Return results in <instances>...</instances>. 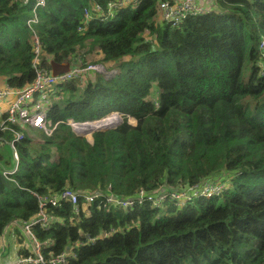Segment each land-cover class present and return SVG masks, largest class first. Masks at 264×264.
Masks as SVG:
<instances>
[{"label":"trees","instance_id":"trees-1","mask_svg":"<svg viewBox=\"0 0 264 264\" xmlns=\"http://www.w3.org/2000/svg\"><path fill=\"white\" fill-rule=\"evenodd\" d=\"M115 1L47 0L31 28L33 3L0 0V80L10 87L36 78L35 33L44 67L81 60L118 71L58 84L51 135L12 125L24 138L12 179L3 175L12 153L0 150V234L12 230L23 241V223L41 210L37 196L70 189L78 204L48 205L49 224L33 227L47 262L70 252L62 264H264V0H206V13L176 26L162 20V0H142L85 23L91 3L107 12ZM114 112L123 121L92 142L67 124ZM14 137L0 130V142ZM208 182L229 188L184 206L107 202ZM83 194L100 195L86 203Z\"/></svg>","mask_w":264,"mask_h":264},{"label":"built area","instance_id":"built-area-1","mask_svg":"<svg viewBox=\"0 0 264 264\" xmlns=\"http://www.w3.org/2000/svg\"><path fill=\"white\" fill-rule=\"evenodd\" d=\"M17 1L23 5L33 3L31 17L27 20V25L32 28L34 25L38 24L39 12L46 7L47 0ZM139 1L142 0H118L111 2L108 6L107 12L100 3H91V6L84 10L86 17L85 23L88 24L90 20L94 19V17L101 19L114 17L115 10L126 7L127 3L134 2L137 5ZM205 1L206 0H162L160 3L162 20L173 26L179 25L188 16H198L206 13L207 8ZM84 30V26L79 27V31ZM34 35V67L36 69V78L34 81L23 89H15L0 80V101L15 97V100L12 101L10 107L6 110L7 117L0 120L1 131H12L15 134L14 139L11 141L5 140V142L11 147L13 157L12 168L3 170V175L8 179H12L11 176L19 170L20 157L16 143L24 138V132L22 130H15L12 125H20L22 128L33 127L43 130L47 135H51L58 123L52 126L48 122L47 111L52 103V92L58 84L72 80H81L83 79V76L87 74L93 76L102 75L105 78H110L118 73L116 69L109 70L102 62H86L85 64L80 60L79 63H77L78 65L76 64L73 66L71 64L69 72L54 76L52 69L44 67L41 64V43L38 35L36 33ZM261 49L264 51V40L261 42ZM1 84L4 86H1ZM2 113L3 111H0V115ZM120 121H123L122 116L119 113L114 112L103 118L89 121L68 119L67 124L76 134L84 136L87 139L88 137H91L93 141V134L96 131L116 127L121 123ZM227 189L228 186L224 183L208 182L204 185H193L181 191L167 192L154 196L149 195L148 197L145 196L146 193L144 191H141L140 194L133 199H122L110 195L107 197V202L110 205L122 209H127L144 202H150L154 207L162 208L165 202L170 199L177 204L184 206L196 198H210L212 196L222 195ZM99 195L100 194H83L82 197L85 199L86 203H91L98 199ZM37 197L41 208L38 217L32 221H25L22 225L23 234L27 237L31 245L29 250H31L32 255L24 257L18 254V259L15 264H62L67 262L68 258L71 257L70 252L54 257L49 262L45 260L41 253V243L33 233V227L36 224H40L44 227L49 224V217L46 213V207L48 205L60 207L62 201L71 202L72 204L77 205L79 202V194L68 189L62 192L59 196L38 195Z\"/></svg>","mask_w":264,"mask_h":264},{"label":"rangeland","instance_id":"rangeland-1","mask_svg":"<svg viewBox=\"0 0 264 264\" xmlns=\"http://www.w3.org/2000/svg\"><path fill=\"white\" fill-rule=\"evenodd\" d=\"M262 70H263V69H262ZM250 71H251V66L247 64V65L244 67V69H243V73H244V76H245L246 78L248 77ZM79 81H80V82H83V79H81V80H79ZM82 85H84V84H82ZM1 86H4V85L1 84ZM154 90H155V89H153V91H154ZM155 96H156V94L150 95V98L154 100ZM14 100H15V97H12V98L7 99V100H2V101H0V111H3V112H4V111L8 110V108L10 107V104H11L12 101H14ZM0 119H1V117H0ZM120 122H122V121H120ZM130 123L135 125V124H136V120L130 118ZM26 128H27V127H26ZM27 130H28V128H27ZM32 136H34L35 138H37L35 133H32ZM88 139H89L90 141H92V138H91V137H88ZM0 150L2 151V154L4 155L5 158H6L7 156L10 157V155H11V153H12V151H11V149L9 148L8 144H7L6 142H4V141H3V142H0ZM228 188H229V185H228ZM7 233H8V230L5 231L4 233L0 234V254H1L2 250H3V248H4L5 238L8 236ZM21 244H23V245H24L25 247H27V248H31V245H30V243H29V240L27 239L26 236H25L24 241H23Z\"/></svg>","mask_w":264,"mask_h":264},{"label":"crops","instance_id":"crops-1","mask_svg":"<svg viewBox=\"0 0 264 264\" xmlns=\"http://www.w3.org/2000/svg\"><path fill=\"white\" fill-rule=\"evenodd\" d=\"M7 234L8 236L5 238L4 248L0 254V264H15L18 259L19 251L27 247L21 244L24 240L22 241L12 230H9Z\"/></svg>","mask_w":264,"mask_h":264},{"label":"water","instance_id":"water-1","mask_svg":"<svg viewBox=\"0 0 264 264\" xmlns=\"http://www.w3.org/2000/svg\"><path fill=\"white\" fill-rule=\"evenodd\" d=\"M51 69L54 76H58L63 73H67L71 69V63H57L55 61H51Z\"/></svg>","mask_w":264,"mask_h":264}]
</instances>
